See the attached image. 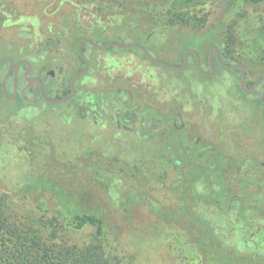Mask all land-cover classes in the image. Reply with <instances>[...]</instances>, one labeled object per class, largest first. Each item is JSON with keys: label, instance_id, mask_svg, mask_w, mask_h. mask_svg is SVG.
I'll use <instances>...</instances> for the list:
<instances>
[{"label": "trees", "instance_id": "1", "mask_svg": "<svg viewBox=\"0 0 264 264\" xmlns=\"http://www.w3.org/2000/svg\"><path fill=\"white\" fill-rule=\"evenodd\" d=\"M80 2L93 4L96 14L108 15L109 20L100 25L98 22L84 24L73 16H78V12H65L61 29H51L44 46L57 44L61 35L74 32L76 48L82 38L94 32L101 39L111 36L114 41L137 42L148 49L146 42L158 31L178 26L192 30L206 27L214 7L221 4L227 12L236 15L243 13L246 5L262 4L264 0ZM80 26L87 30L78 31ZM229 38L224 46L218 39L212 43L220 46L218 50L223 62L239 63L230 54ZM90 47L88 43L82 45L87 58ZM188 47L177 45L175 50L183 57ZM131 50L145 56L138 48ZM76 53L81 61L80 69L84 62L77 50ZM188 57L197 70L193 53L190 52ZM256 57L260 58L259 68L264 75V53ZM212 63L216 75L226 68L218 62L215 51ZM231 71L240 73V68ZM177 73L182 74V71ZM69 79L64 77L66 84H61L55 94L53 85L44 83L45 93L54 98L67 95ZM80 80L81 77L76 81V94L64 105L79 118L90 113L107 118L105 107H109L119 125L141 127L139 134L152 143L151 153L145 158L143 151L127 160L103 153L95 143L73 160L52 159L51 170L38 174L37 181H30L23 187V195L29 199L33 215L9 213L0 191V264H130L129 254L133 256L134 252L127 254V248L123 249L122 240L126 235L136 247L147 242L144 231L147 235L149 231L155 232L158 240L175 236V232L168 231V227L159 222L133 227L134 223L130 221L125 228L118 225V215L132 217V212L144 208L159 218H170L182 227L184 231L178 230V239L186 238L198 264H264V160L238 152L236 141H230L234 149L219 140L220 128L214 130L219 133L211 135L212 139L203 136L181 115L176 98L172 100V106L160 108L151 96L139 95L138 89H128L121 84L117 87L106 85L93 91L80 90ZM255 80L246 74L248 86ZM261 83L249 93L240 87L238 91L263 108L264 118ZM8 102L12 101L5 99L0 88V111L1 105ZM13 102L28 104L21 97ZM202 119L204 123L208 120ZM240 126L250 132L246 125ZM234 134L237 133H230L231 136ZM172 167L174 170L169 175L168 169ZM115 191L121 193L119 203L114 202ZM167 203L171 204V211H168ZM48 213H52L50 217L45 216ZM86 229L89 234L86 242L81 244L69 239L70 233ZM61 230L66 234L61 235ZM184 256L178 253L181 260L186 259Z\"/></svg>", "mask_w": 264, "mask_h": 264}, {"label": "rangeland", "instance_id": "2", "mask_svg": "<svg viewBox=\"0 0 264 264\" xmlns=\"http://www.w3.org/2000/svg\"><path fill=\"white\" fill-rule=\"evenodd\" d=\"M213 10L204 28L192 30L178 26L156 32L146 42L149 52L157 59L177 64L175 62H181L182 54L175 47L189 45L197 50L203 69H207L210 46L220 47L212 43L214 39L224 46L226 38L230 36V54L239 61L249 78L255 80L263 74L259 68L260 58L256 56L264 53V3L246 5L243 13L236 15L227 12L224 4ZM65 12H78V16L72 15L84 24L98 22L100 25L110 18L96 14L93 4H81L80 0H0V38L3 41L0 56H11L14 61L21 57L28 58L33 63L34 73L46 75L51 69L53 76L46 75L45 80L51 81L54 94L61 84H66L67 81L63 83L64 75L69 79L81 65L73 42L74 32L61 35L57 44L49 47L43 45L51 29H61V18ZM80 30L87 29L80 26ZM84 38L96 40L97 43L114 41L111 36L98 38L94 32ZM87 54L88 69L81 76L78 84L80 90L93 91L106 85L117 87L123 84L128 89H138L141 96H151L155 99L154 104L160 108L172 106V100L176 98L181 115L194 124L203 136L212 139L211 135L219 133L214 130L220 128L219 140L234 149L231 142L236 141L238 152L264 160L263 108L239 94L240 73L224 68L219 75L206 76L193 67L192 60L183 70H174L155 64L131 49H98L91 46ZM177 71H182V74ZM261 84L264 87V80ZM105 109L107 118L99 113L79 118L64 104L38 101L33 104L8 102L1 105L0 191L9 213L33 215L30 201L23 195V187L30 181H37L38 174L51 170L52 159L73 160L95 143L103 153L111 156L131 160L145 151L144 157H149L152 143L139 134L141 127L133 124L121 126L113 110L107 106ZM202 117L208 118L206 123L204 119L201 120ZM238 125H246L250 132ZM234 131L237 134L231 136L230 133ZM173 170V167L168 169L169 175ZM115 193L114 202L119 203L121 193ZM167 204L168 211H171V204ZM51 214L45 216L50 217ZM131 215L125 218L118 215V225L125 228L130 221L134 223L133 227L159 222L168 227V231L175 232V236L173 234L170 239L164 236L158 240L155 232L149 231L147 235L144 231L147 242L136 247L126 235L122 240L123 249L127 248V254L133 255L134 252L133 256L129 254L130 264L199 263L189 249L186 238L178 239V230H182L178 223L170 218H159L145 208ZM62 231L61 235H65V231ZM88 235L86 229L70 233L69 239L82 244L88 240ZM179 252L186 255L185 260L178 258Z\"/></svg>", "mask_w": 264, "mask_h": 264}, {"label": "water", "instance_id": "3", "mask_svg": "<svg viewBox=\"0 0 264 264\" xmlns=\"http://www.w3.org/2000/svg\"><path fill=\"white\" fill-rule=\"evenodd\" d=\"M84 43H88L91 46H93L95 48H98V49H104V48H107V47H110V46H114V47L119 48V49L138 48V49H140L142 51V53L150 61H152V62H154L156 64H159V65L166 66V67H168L170 69H174V70H183L186 67V65L188 64V61H189L188 54L190 52H192L194 57H195V60H196V66H197L198 72L203 74V75L210 76V77L215 75V70H214L213 63H212V55H213V51H215L216 58L218 59V62L223 67L230 68V69H232V68H240L239 86H240L241 90L244 91L245 93L250 92V90H252L261 81L264 80V75H261L258 79L253 81V83L251 85L248 86L247 83H246V73H245L244 68L238 63L227 64V63L223 62L221 60V58H220L218 47L215 46V45L211 46L210 49H209L208 70H206V69H203L200 57H199L196 49L193 48V47H188V48H186L184 50L181 64H174V63H170V62L155 58L143 45H141V44H139L137 42L120 43L118 41H106V42H103V43H97V42H95L92 39L82 38L78 42V45H77L76 49H77L78 54L80 55V57L84 61V65L77 73H75L71 77L70 82H69L70 92L67 95H64V96L59 97V98H53V97L47 96L45 94V92H44V89H43L42 80L39 77L36 78L38 80V83H39L40 96L45 102L50 103V104H62V103H65V102L69 101L70 99H72L74 97V95L76 93V86H75L76 81H77L78 77H80L83 74H85L87 69H88V58L86 57V55L84 54V52L82 50V45ZM3 61H9V68L7 70V73L4 75L3 79L1 80V92H2L3 96L6 99L11 100V99H13L15 97L16 92H17L16 91V86H17V84H16V82H17V66H16L15 71H14V79H13L14 91H13V94L10 95L6 91L5 82H6V79H7L8 75H9V73H10L13 60L10 57H8V56L0 57V63L3 62ZM24 61L27 64V70L24 73V77H25V79H27L28 78L27 77V73H28V71L30 69V64L26 60H24ZM22 97H23L24 100L29 101V102H34L36 100V98H37L35 91H33V96H32L31 99H28L27 97H25L23 95H22ZM263 98H264V92L260 96L261 101H263V103H264Z\"/></svg>", "mask_w": 264, "mask_h": 264}, {"label": "flooded vegetation", "instance_id": "4", "mask_svg": "<svg viewBox=\"0 0 264 264\" xmlns=\"http://www.w3.org/2000/svg\"><path fill=\"white\" fill-rule=\"evenodd\" d=\"M0 44L2 45L3 44V41L1 40V38H0ZM213 46V45H212ZM216 46V45H215ZM211 47V46H210ZM77 48V47H76ZM210 49V48H209ZM77 50V49H76ZM148 50V49H147ZM197 51V50H196ZM214 52V51H213ZM208 54H209V51H208ZM5 56H8V55H5ZM80 56V55H79ZM213 56V55H212ZM0 57H4V56H0ZM8 57H10L12 60H13V63H12V67H11V70H10V73H9V75H8V77H7V79H6V82H5V87H6V91H7V93L8 94H13V91H14V85H13V79H14V71H15V68H16V66H17V82H16V84H17V86H16V95H15V97L13 98V99H11V100H8V101H15L18 97H21L22 98V100L24 101V102H26V103H30V104H33V103H35V102H38V101H44L42 98H41V96H40V93H39V83H38V80L36 79L37 77H39L41 80H42V82H43V89H44V83H50V82H47L46 80H45V76L46 75H48V76H50V77H52L53 76V71L51 70V69H48V71L46 72V75H43V74H41L40 72H37V73H34L33 71H32V61H30L28 58H25V57H21V58H19L17 61H14V59L11 57V56H8ZM87 57V56H86ZM156 58V57H155ZM82 59V58H81ZM24 60H26L29 64H30V69H29V71H28V73H27V79H25V77H24V73L26 72V70H27V64H26V62L24 61ZM84 62V61H83ZM154 63V62H153ZM156 64V63H155ZM1 65H3L2 67H1ZM84 65V64H83ZM83 67V66H82ZM81 67V68H82ZM8 68H9V61H3V62H1L0 63V88H1V80L3 79V77H4V75L7 73V70H8ZM80 68V69H81ZM79 69V70H80ZM78 70V71H79ZM206 70H208V67H207V69ZM78 71H76L75 73H77ZM53 74H52V73ZM74 73V74H75ZM73 74V75H74ZM215 74H216V72H215ZM72 75V76H73ZM66 75H64V77H65ZM71 76V77H72ZM64 77H63V83H65V80H64ZM71 77H70V79H71ZM81 77V76H80ZM80 77H78V78H80ZM70 79H69V82H70ZM75 86H76V84H75ZM262 89V91L260 92V96H261V94L264 92V87H262L261 88ZM33 91H35V93H36V96H37V98H36V100L34 101V102H29V101H26V100H24L23 99V97H22V95L23 96H25V97H27L28 99H31L32 98V96H33ZM251 91V90H250ZM44 92H45V90H44ZM249 93V92H248ZM22 94V95H21ZM46 94V93H45ZM54 94V93H53ZM76 94V93H75ZM47 95V94H46ZM48 96V95H47ZM49 97H51V96H49ZM54 98V97H53ZM6 99V98H5ZM261 100V99H260ZM45 102V101H44ZM263 102V101H262ZM62 104H64V103H62ZM264 104V103H263Z\"/></svg>", "mask_w": 264, "mask_h": 264}]
</instances>
